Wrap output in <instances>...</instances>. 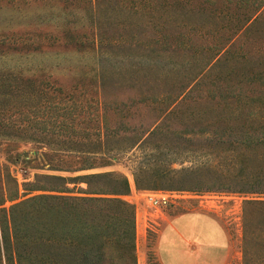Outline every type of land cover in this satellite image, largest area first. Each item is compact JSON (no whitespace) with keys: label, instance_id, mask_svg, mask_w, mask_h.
<instances>
[{"label":"rangeland","instance_id":"1","mask_svg":"<svg viewBox=\"0 0 264 264\" xmlns=\"http://www.w3.org/2000/svg\"><path fill=\"white\" fill-rule=\"evenodd\" d=\"M202 1L209 2L0 0V208L59 194L30 190L36 182L65 184L40 174L67 178L71 189L60 194L114 196L116 178H91L90 184L69 178L115 171L130 182L120 197L135 207V264H160V229L171 215L194 209L220 220L231 240L227 264H243V202L264 194L227 191L241 185L219 177L229 172L222 163L235 138L230 126L243 122L223 119V107L224 113L231 108L222 100L223 94L264 92V10L257 17L250 5L223 9L224 0L200 10ZM247 16V27L238 31ZM180 34L191 40L179 44ZM230 36L235 54L246 57L223 55L208 71L216 61L213 46ZM203 71L201 85L180 96ZM67 126L85 134L70 136ZM72 138L95 144L89 150L96 152L55 145ZM87 157L111 164L87 168ZM146 190L188 193L153 205ZM14 211L19 220V207ZM112 255L115 264H134L124 250Z\"/></svg>","mask_w":264,"mask_h":264},{"label":"trees","instance_id":"2","mask_svg":"<svg viewBox=\"0 0 264 264\" xmlns=\"http://www.w3.org/2000/svg\"><path fill=\"white\" fill-rule=\"evenodd\" d=\"M179 2L173 1L174 4ZM212 2L218 5L212 0L202 1L198 5L199 9H207L208 5H213ZM221 5L223 9L231 8L233 5L238 9L250 5L248 8L252 11L250 13L257 17L258 12L264 10V0H224ZM94 9L96 10V7ZM223 9L220 12H223ZM246 21L248 22L240 21L236 29L241 31L247 27L249 16L246 17ZM237 32L235 35L239 34ZM179 36L182 38L175 39L179 44L191 40L184 39L183 34ZM219 41L213 46V49H216L213 55L216 61L213 65L207 66L208 71L220 63L223 55L225 58L230 55L246 57V52L241 54L240 50L235 49V54L236 44H230L233 41L231 36ZM260 72L261 70H255L254 73ZM203 73L204 71L194 84L180 93V96L194 90L193 86L198 88L202 78L206 76ZM260 77L263 78L262 74ZM259 93L245 94L239 91L223 94L225 102L222 100V103H225V107L231 108L224 113L223 107L221 114L223 119L243 121L241 125L230 126L236 127L235 133L230 132L235 138L230 141L229 155L222 163L229 172L219 174L221 179L236 181L231 183L241 185L242 190L227 191L264 194V92ZM210 96L213 99L217 97L214 93ZM65 129L70 136L84 133L74 126H67ZM55 145L75 152H96L89 150L95 144L75 141L73 138L57 142ZM97 159L87 157L83 161L89 165L87 168L97 164L99 166L111 164L107 158H102L101 161ZM39 177L63 180L65 184L60 188H45L46 186L36 182L31 185L33 188L30 190H48L59 194H39L20 201L11 208H0V264H115L112 253L117 249L126 251L134 264L136 263L135 207L120 197L127 195L131 189L126 175L110 171L69 178L74 181L82 179L88 184L91 178H116L119 183L110 191L114 196L109 197L60 194L71 189L67 185V178L46 174H40ZM135 181L139 185L140 180L137 176ZM229 183L225 184L227 185L225 187L234 189V184ZM4 203L5 195L0 191V205ZM18 207L19 220L14 211ZM242 251L243 264H264V199L252 197L243 202Z\"/></svg>","mask_w":264,"mask_h":264},{"label":"crops","instance_id":"3","mask_svg":"<svg viewBox=\"0 0 264 264\" xmlns=\"http://www.w3.org/2000/svg\"><path fill=\"white\" fill-rule=\"evenodd\" d=\"M230 253L224 225L200 209L171 215L157 238L160 264H227Z\"/></svg>","mask_w":264,"mask_h":264},{"label":"built area","instance_id":"4","mask_svg":"<svg viewBox=\"0 0 264 264\" xmlns=\"http://www.w3.org/2000/svg\"><path fill=\"white\" fill-rule=\"evenodd\" d=\"M187 191L182 190H146L143 191L146 199L153 205H166L172 201L185 198Z\"/></svg>","mask_w":264,"mask_h":264}]
</instances>
